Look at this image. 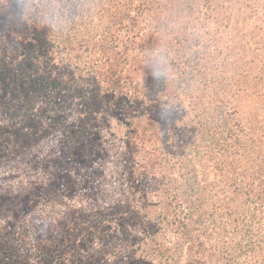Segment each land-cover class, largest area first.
<instances>
[{
    "label": "trees",
    "instance_id": "1",
    "mask_svg": "<svg viewBox=\"0 0 264 264\" xmlns=\"http://www.w3.org/2000/svg\"><path fill=\"white\" fill-rule=\"evenodd\" d=\"M146 15L197 27L203 76L199 111L157 132L127 70ZM64 17L88 23L80 39L63 38ZM75 43L94 54L96 82L55 162L76 206L68 236L0 211V264H264V0H0L8 59L63 63Z\"/></svg>",
    "mask_w": 264,
    "mask_h": 264
},
{
    "label": "rangeland",
    "instance_id": "2",
    "mask_svg": "<svg viewBox=\"0 0 264 264\" xmlns=\"http://www.w3.org/2000/svg\"><path fill=\"white\" fill-rule=\"evenodd\" d=\"M59 22L63 38L71 40L80 39L88 25L78 18ZM193 26L187 18L173 17L165 25L146 15L143 42L130 53L128 74L142 92L144 121L152 131L161 125L173 127L197 113L194 105L203 76L194 67L198 49ZM6 48L0 46V211L18 227L31 220L34 234L51 231L67 237L66 211L76 206L63 187L71 183L60 179L64 170L55 162L60 160L62 131L93 110L82 101V90L95 87L94 54L75 43L62 55L63 63L36 62L28 52L12 61ZM188 82L193 92L186 89ZM103 115L108 118V136L115 131L116 120L109 113ZM96 178L103 186L104 179Z\"/></svg>",
    "mask_w": 264,
    "mask_h": 264
}]
</instances>
